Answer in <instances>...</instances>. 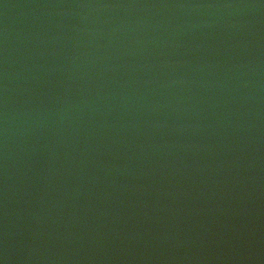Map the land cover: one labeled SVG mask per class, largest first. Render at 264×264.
<instances>
[{
	"label": "water",
	"instance_id": "95a60500",
	"mask_svg": "<svg viewBox=\"0 0 264 264\" xmlns=\"http://www.w3.org/2000/svg\"><path fill=\"white\" fill-rule=\"evenodd\" d=\"M0 264H264V0H0Z\"/></svg>",
	"mask_w": 264,
	"mask_h": 264
}]
</instances>
